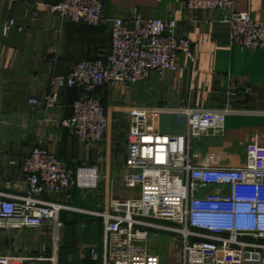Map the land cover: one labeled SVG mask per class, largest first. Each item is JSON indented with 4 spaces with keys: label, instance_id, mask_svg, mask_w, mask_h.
<instances>
[{
    "label": "built area",
    "instance_id": "2783aa9c",
    "mask_svg": "<svg viewBox=\"0 0 264 264\" xmlns=\"http://www.w3.org/2000/svg\"><path fill=\"white\" fill-rule=\"evenodd\" d=\"M188 9L218 10L230 33V44L264 49V19L234 10V0H181ZM106 0H58L54 10L71 23L99 26ZM16 25L12 19L4 28ZM177 19L136 15L116 18L110 31V49L103 55L76 62L68 75L52 78L53 92L45 98L56 106L59 89H79L72 114L62 125L84 145L105 141L112 119L102 100L93 93L101 87L130 88L153 73L178 71V55L194 59L192 41L177 32ZM58 49L49 54L56 62ZM250 92L249 87H244ZM1 92V88H0ZM238 87L228 91L221 108L199 109L188 105L131 106L129 154L124 165V185L129 191L112 199L95 213L104 225L105 251L93 253L102 264H163L151 252V229L178 237L180 264H264V132L247 146L242 165L217 161L213 153L193 151L195 139L222 136L226 118L235 111ZM39 105L36 98L30 99ZM183 118L184 133L161 130L163 115ZM26 180L23 194L10 192L11 181L0 185V231L45 229L55 253L59 250L63 202L49 201V194L68 193L73 186L98 189V167L68 164L48 147L38 144L19 161ZM210 187H215L211 190ZM137 188V191L135 189ZM57 258L54 257V260ZM0 264H16V258L0 251Z\"/></svg>",
    "mask_w": 264,
    "mask_h": 264
},
{
    "label": "crops",
    "instance_id": "0c3cea01",
    "mask_svg": "<svg viewBox=\"0 0 264 264\" xmlns=\"http://www.w3.org/2000/svg\"><path fill=\"white\" fill-rule=\"evenodd\" d=\"M57 1L0 0L2 188L5 181H11L10 192L24 193L27 187L24 174L21 166L12 161H19L38 144L66 159L73 168L88 161L112 174L125 165L129 154V106L184 104L199 109L221 108L231 87H238L239 94L233 101L235 111L226 118L224 134L206 139L203 145L209 146L206 145L207 149L201 146L197 153H213L217 161L227 165L244 164L250 139L264 132V49L231 45L229 29L221 22L220 11L188 9L181 0H106L104 20L96 27L64 20L54 10ZM234 10L264 19V0H234ZM136 15L145 19H177L178 34L192 41L194 59L180 53L178 71L155 72L149 80L128 89L122 85L97 89L93 94L107 108L112 128L105 141L86 146L62 125L71 116L73 102L82 92L59 89L56 106L49 108L45 98L53 92L52 78L68 75L80 60L105 54L110 49L114 19L129 20ZM12 19L16 25L5 33V26ZM54 48L58 49L57 60L51 62L49 54ZM244 87H249L250 92H245ZM32 98L40 104H31ZM161 130L179 134L185 132L186 126L182 117L166 114L161 118ZM121 144L125 151L117 156ZM72 190L80 189L73 187L68 193L49 194L45 198L65 203ZM97 221L101 228L99 238L67 241L71 250L66 256L61 250L55 253L51 249L45 229H37L45 240L44 237L25 239L20 252L2 253L16 258V264H102L101 258L92 257L93 253L102 256L105 251L104 225L100 218ZM93 226L90 222L81 225L83 229L89 228L87 231H92ZM74 227L80 234L83 232L79 225ZM25 230L30 229L5 233L8 239L19 241L24 238Z\"/></svg>",
    "mask_w": 264,
    "mask_h": 264
},
{
    "label": "rangeland",
    "instance_id": "374dc122",
    "mask_svg": "<svg viewBox=\"0 0 264 264\" xmlns=\"http://www.w3.org/2000/svg\"><path fill=\"white\" fill-rule=\"evenodd\" d=\"M128 111L130 113V106ZM208 138L210 137L195 139L193 142V151L198 152L199 150H202L203 146V148L207 149L209 145L203 144ZM124 151L125 146L124 144H121L117 149V156H122ZM82 166L98 167L100 170L101 179L98 185V189L94 191L83 190L76 185L73 186L79 188L80 190H72V193L70 192L69 194V198L66 197L65 203L63 202L66 208L63 209L61 213V223L63 224V227L61 228L59 250H61L60 253L65 256L71 250L69 248V245L67 244V241L77 238L91 240H96L99 238V235L101 234V228L100 223L97 221L99 217L96 216L95 213L101 212L112 199V186L115 188V197L121 198L124 196L125 192L129 193V191L125 189L124 185V166L112 174L105 173L106 171H103L102 168H100L98 164H94V162L87 161L78 167ZM135 191H137V188L135 189ZM88 213H91L92 215L90 214V216ZM89 222L94 225L92 231H87L89 228L83 229L81 227L82 224H86ZM78 225L81 227V231H83L81 234L80 231H77L74 227ZM10 230L12 229H9V231ZM6 231L8 230L0 231V251L6 254L15 253V250L20 252L25 245V239H42L44 237V235H41V233H39L37 229H30L25 230L24 238L16 241L14 239H8V235L5 233ZM150 232L153 235L152 238L148 241L150 251L159 254L162 258L163 264H180L181 247L178 237L175 234L167 231L151 229ZM43 239L45 240V237ZM49 243L51 244V249H53L54 246L52 245L51 238H49Z\"/></svg>",
    "mask_w": 264,
    "mask_h": 264
}]
</instances>
